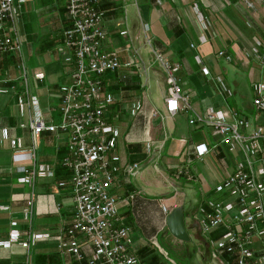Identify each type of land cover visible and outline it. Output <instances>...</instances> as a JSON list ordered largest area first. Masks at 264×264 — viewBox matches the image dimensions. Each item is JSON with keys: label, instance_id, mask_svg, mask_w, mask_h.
<instances>
[{"label": "crops", "instance_id": "0c3cea01", "mask_svg": "<svg viewBox=\"0 0 264 264\" xmlns=\"http://www.w3.org/2000/svg\"><path fill=\"white\" fill-rule=\"evenodd\" d=\"M14 2H18L17 25L29 83L45 118L55 120L59 88L68 78L67 52L61 46V30L69 24L65 0ZM192 3L197 4L208 19L205 42L198 40L200 30ZM95 6L106 28L107 44L120 60L117 69L102 75V90L110 91L116 98L105 109L107 120L116 129V143L110 151L117 168L111 191L120 197L127 192L134 193L130 202L119 200L116 204L122 223L129 228L130 248L135 256L131 264H185L168 256L161 244V241H185L167 230V213L162 211L161 202L168 209L176 204L186 205L184 220L189 234L187 242L193 245L191 254H199L203 261L211 263L208 242L200 233L193 214L207 198L219 196L214 185L231 170L239 153L218 144L198 159L196 145L209 146L219 136L210 127L187 122V118L193 108L203 111L208 106L231 107L220 106L225 96L221 98L210 92L217 87L218 92L229 95L220 90L216 81V75L225 81L227 72L221 61L223 57L218 56L216 50L224 48L230 54L229 60L233 56L242 58L248 75L259 77L258 62L248 51L254 37L264 34V0H97ZM191 41L193 46L189 44ZM150 47L178 62L175 74L189 105L163 118L160 114L164 111L166 80L161 66L152 60ZM211 52H215L214 57ZM18 61V54L0 52V75L14 77L19 86ZM202 65L208 67L207 74L202 72ZM35 71H41V78L33 76ZM142 71L144 77L140 79ZM136 99L140 100V106L128 109ZM152 109L157 113L149 116ZM261 119V116L257 118ZM20 120L13 92H0V241L7 238L10 226L19 231V241L7 246L0 244V264H24L26 250L20 240L28 232L46 233L38 236L30 247L31 264L74 262L71 254L59 251L56 244L72 219L73 208L70 170L60 164L65 152V135L47 130L40 132L36 139L37 160L49 164L52 173L37 172L34 202L28 217L24 207L29 186L19 179L23 172L17 165L29 166L30 160L15 161L12 157L13 148L30 144L29 131L19 125ZM206 158L219 168L210 181L201 175L204 166H209ZM136 161L138 169L134 174L127 175L120 168L124 163ZM180 164L188 166L189 176L174 175L175 165ZM200 242L203 252L199 249ZM83 251L89 252L85 245Z\"/></svg>", "mask_w": 264, "mask_h": 264}, {"label": "built area", "instance_id": "2783aa9c", "mask_svg": "<svg viewBox=\"0 0 264 264\" xmlns=\"http://www.w3.org/2000/svg\"><path fill=\"white\" fill-rule=\"evenodd\" d=\"M97 0H65L69 24L61 30V46L66 49L68 78L61 84L57 100V118H45L37 95L29 83L28 70L21 54V39L17 25L18 2L0 0V52L19 55V74L14 77L0 75V92L10 90L14 94L21 120L19 125L29 131L30 144L15 147L13 160L27 158L29 166L17 165L23 173L19 179L29 186L24 213L30 217L34 197V180L37 172L51 174L49 164L39 162L36 156V139L42 131L54 134L64 133L65 152L60 164L68 168L70 192L73 203L72 219L65 226L64 233L57 239L58 250L68 251L74 262L65 264H131L135 260L130 248L129 228L123 224L117 212L119 200L126 203L133 198V192L123 196L111 191L116 165L110 151L116 143V129L107 120L106 108L116 98L110 91L102 90V75L105 71L119 66L117 52L107 44L106 28L101 22V14L95 3ZM251 4V3H250ZM194 18L199 27V42H205L208 34V19L197 4L192 3ZM190 46L194 45L191 41ZM152 60L164 71L166 80L163 108L164 115H172L179 108L188 107L187 95L181 92L176 71L178 62L172 61L157 48L150 47ZM259 65V77L253 79L251 105L252 116L238 108L208 106L199 111L193 108L187 122L210 127L218 134V139L209 146L196 145V156L202 159L209 149L225 144L229 150L237 151L231 170L215 183L217 197L207 198L193 214L200 233L208 242L210 261L226 264L224 255H234L235 264H264V34L256 36L248 51ZM225 59L230 54L224 48L216 50ZM196 60H200L196 55ZM132 62V60H129ZM204 74L206 65L201 66ZM41 78V71L33 73ZM221 91L231 94L222 77L216 75ZM174 105V106H173ZM140 100L130 103L128 109H137ZM152 109L149 113L156 114ZM261 116V120H257ZM175 176H189L185 164L175 165ZM138 163L128 162L120 168L125 174H134ZM162 211H168L160 203ZM11 224L14 221H10ZM8 236L1 245L19 241V231L10 226ZM45 232H28L20 240L25 246L24 264H31L30 247L38 236ZM85 245L89 252L83 251Z\"/></svg>", "mask_w": 264, "mask_h": 264}, {"label": "rangeland", "instance_id": "374dc122", "mask_svg": "<svg viewBox=\"0 0 264 264\" xmlns=\"http://www.w3.org/2000/svg\"><path fill=\"white\" fill-rule=\"evenodd\" d=\"M216 46L217 45H215L214 47H216ZM214 53L211 52L210 54L214 57V55H215ZM224 59L225 58H222L221 61L224 63V66L227 67L225 81H226L227 85L230 87V90L232 92L229 95L224 94L223 92L220 93V92H218L219 89L217 87L210 90V92H212V95L218 94V96L221 98L225 96V98H226L225 100H222V101L220 100L222 102L221 104L219 103L220 106H222V107L223 106H231L233 108H238V109L242 110L243 112L248 111V113H250L248 115L252 116V113L254 111L253 106L251 105V97H252L253 91L250 87V83H251L252 78L257 79L258 76H256V75L249 76L248 75L247 70L244 69L245 68L244 67L245 62L242 61L243 60L242 58H240L238 56H233L231 60H229V59L224 60ZM252 66H254V65H252ZM139 75H140V79H143V77H144L143 71L140 72ZM215 85H216V82H215ZM205 161H206V165H209V166L207 168L204 165H202V166H204V172L201 171V175L204 178V180L210 181V178L214 177L215 173L219 171V168L213 162V160L206 158ZM195 179L197 180V177ZM174 180H176V179L174 178ZM191 181H193V180H191ZM185 208H186V205L184 204L183 210ZM161 244L164 247L167 255L172 257L173 259H175L176 261H178L180 263H185V264H212V262L210 263L209 261H203L200 258L199 254H191V252L193 251V249H192L193 245L191 242H187V240H185L183 242H176L175 241V242H171V243L170 242L166 243V242L161 241ZM202 244L200 242V244H198V245H199L200 251L203 252ZM195 250H197V249H195ZM206 258L209 259V257H206ZM224 260H225V262H227L226 264H235L234 255L231 253H227L226 255H224Z\"/></svg>", "mask_w": 264, "mask_h": 264}, {"label": "water", "instance_id": "95a60500", "mask_svg": "<svg viewBox=\"0 0 264 264\" xmlns=\"http://www.w3.org/2000/svg\"><path fill=\"white\" fill-rule=\"evenodd\" d=\"M216 136H218V134H216ZM165 225L167 227V230H169L171 234L179 240L189 239L182 205L176 204L168 209L165 217Z\"/></svg>", "mask_w": 264, "mask_h": 264}, {"label": "snow or ice", "instance_id": "6c2138e0", "mask_svg": "<svg viewBox=\"0 0 264 264\" xmlns=\"http://www.w3.org/2000/svg\"><path fill=\"white\" fill-rule=\"evenodd\" d=\"M174 106V105H173Z\"/></svg>", "mask_w": 264, "mask_h": 264}]
</instances>
